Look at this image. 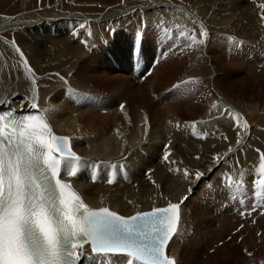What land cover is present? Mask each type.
<instances>
[{"label":"bare ground","instance_id":"1","mask_svg":"<svg viewBox=\"0 0 264 264\" xmlns=\"http://www.w3.org/2000/svg\"><path fill=\"white\" fill-rule=\"evenodd\" d=\"M185 1L0 0V107L19 109L22 106L25 109L33 108L32 104L36 103L58 133L72 136L74 147L83 158L79 163L81 170L70 179L75 182L91 207L108 206L130 216L154 207L166 206L169 202L178 203L187 196L181 204V226L186 220L187 210L194 202L198 204L203 201L209 207L213 198L215 205L222 204L223 197L215 189L224 177L231 174L229 177L244 178L260 171V155L264 153V149L257 151L250 144L252 139L260 135L264 148V100H260L264 91L256 90L254 84L250 85L249 90H243L237 84L238 79L235 80L232 76V69H226L223 74L222 83L240 91L235 103L240 102L246 107L251 103L250 120L248 114L239 110L238 103L239 108L230 102L232 99L227 98L225 93L218 90L215 84L218 72L214 61L224 63V56L218 48L224 53L231 39L236 37L237 31L240 35H249L252 41H264V21H261L262 12L257 8L264 2L190 0L194 7L189 9L186 4L183 5ZM145 21L148 30L143 50L148 57H153L156 49L150 29L152 23L173 28L179 34L194 32L197 39L202 38V24L209 36L203 44L204 48L198 53V45L193 44L188 36L183 37L179 52L187 49V57L178 60L176 57L179 52H172L173 56L161 62L144 83L136 82L129 73L132 63L131 41L128 44L124 35L127 30L134 31L137 23ZM206 21H212V27ZM215 40L218 42L212 46L215 48L211 55L208 49ZM13 41L23 51L24 58L28 59L34 70L35 85L27 78L23 58L15 51ZM206 43L208 46L205 47ZM108 45L111 47H107ZM107 50L113 52L119 67L110 62ZM203 63L208 65L209 74L206 77L212 83L213 94H209V99L213 97L215 105L219 106L207 114L204 112L205 115L200 119L179 123L173 119L174 106L165 103L167 96L160 95L161 91L155 89L159 84L156 87L154 84L157 79L162 80L163 76L170 78L171 75H181L182 72H186L188 77L201 76ZM262 75L264 74H256L258 78ZM224 110L226 113L236 111L243 124L245 121L248 124L247 129L242 124L240 131L243 132L228 145L213 136L216 133H212L208 123L209 120L218 118ZM177 124L182 129L184 127V134L180 137V133L173 136V127H177ZM192 126H197L195 134L186 130ZM205 132L207 136L203 137ZM166 143L170 144V150H167L169 159L162 162L164 159L160 155ZM205 150L210 154V163L208 162L206 170L200 171L204 175L196 180L192 167L201 164L202 157H207L204 155ZM217 156L220 157L219 161L216 160ZM231 158L234 159V164L231 163ZM94 163L101 165L100 180L96 182L89 178ZM114 163L123 164L128 169V180L117 172L113 182L108 183V166ZM170 164L189 170L190 176L186 179L182 172L171 177L164 175L162 165ZM149 171H152L153 176L145 185V173H150ZM212 173L217 176V181L206 182V178ZM202 186V195L199 197L198 192ZM211 189L215 195L206 202L204 197ZM218 199L222 202H218ZM255 219L253 224L249 223L252 219L242 221L245 232L257 225L255 237L260 244L264 242V219ZM180 226L177 235L170 242V255L176 257L178 264H190L194 255L187 254L188 248H183L187 243L182 242ZM259 231L261 234H257ZM258 235L261 238H257ZM255 249H264V244H255L248 252H254ZM180 250L185 253L182 254ZM81 264H89V261L84 260Z\"/></svg>","mask_w":264,"mask_h":264},{"label":"snow or ice","instance_id":"2","mask_svg":"<svg viewBox=\"0 0 264 264\" xmlns=\"http://www.w3.org/2000/svg\"><path fill=\"white\" fill-rule=\"evenodd\" d=\"M260 7L264 21V4ZM200 28L201 39L194 32L188 37L193 44L203 45L209 36L202 24ZM12 44L23 58L27 78L35 85L28 59L15 41ZM32 107L38 109L36 103ZM236 124L240 126L239 114ZM243 127L248 128L246 121ZM163 159L168 161V155ZM79 160L70 138L56 135L43 112L21 119L0 116V264H81L89 253L123 257V264H178L168 254V246L178 233L181 204L187 196L132 216L108 207L93 208L60 178L62 166L66 175L75 176ZM260 161V178L254 180L251 193L254 199L264 197V153ZM175 171L186 179L190 176L187 169ZM203 175L196 171L195 179Z\"/></svg>","mask_w":264,"mask_h":264},{"label":"rangeland","instance_id":"3","mask_svg":"<svg viewBox=\"0 0 264 264\" xmlns=\"http://www.w3.org/2000/svg\"><path fill=\"white\" fill-rule=\"evenodd\" d=\"M253 1L258 2V4H261V2H264V0H253ZM185 4L188 8L190 7L189 9H192L194 7V4L190 0H186L183 3V5H185ZM257 8H259L260 12H262V9H260L261 8L260 6H258ZM205 23L206 24L208 23L210 25V24H212V21H210V23H209V21L208 22L206 21ZM167 29H169V28H167ZM191 35L192 34L189 33L188 37H190ZM241 35L237 31L236 37L234 39L238 40L237 42H244L246 44V47L249 48V51L254 52L256 44H258V42L252 41L248 37L249 35H247V37L243 36V35L241 36ZM124 36H125L126 40H128V43H130L131 39H130V35H128V30H127V33L125 32ZM214 42L211 44V47H209V49H208V52L211 55L213 54L212 52L215 48V47L213 48L212 46L214 44H216V42H218V41L215 40ZM111 45H113V44H111ZM197 45H198V48L196 51L198 53V51L200 52V49L202 50V48H204V45H199V44H197ZM206 46H208V43H206L205 47ZM217 48H218V46H217ZM231 49H232V47L229 46L226 48L225 52L222 53L221 50L218 48L219 52L224 56L223 57L224 63H222V62L218 63V62L214 61L215 68L217 69V72H218L217 76H216L217 78H216L215 84L217 85L218 90H221L223 93H225L227 95V98L232 99L231 101L230 100L229 101L232 102L236 107L239 108V106H237V103H238L240 105L239 110L248 114V117L251 120V116H250L251 103H248L247 107L242 106L240 102L235 103L234 100L236 99V97L239 96L240 91L236 90L235 88L226 87L225 84L222 83L223 74L226 71V69H232V76H234L235 80L238 79L237 81L239 83L237 81L236 82H237V84H239L241 86V88L243 90H249L250 85L254 84L257 87L256 90L259 91L262 89V91H264V89H263L264 88V75H262L259 78L256 76L257 73L258 74H264V71H263L264 70V64L263 63L261 64L259 61L257 63V61H255V60L247 59L244 52L242 54L238 53V55H231L229 53V51ZM189 50H191V47H189ZM186 53H187V49H184V50H182V52H179V54H177L176 58L178 60H181L182 59L181 57H187ZM151 55H152V53H151ZM149 57L152 58V56H149ZM187 65H188V61H187ZM249 66H250V68H249ZM179 69L183 70V68H181V67ZM248 72H249V74H248ZM185 74H186V72H182L181 75H176V76L171 75L170 78L169 77L165 78L163 76L162 77L163 81L161 79H159V80L157 79L158 83L156 81V83H155L156 85L154 84L155 87L158 86V84H159V87H157L155 89L158 92L161 91L160 95L167 96V98L164 99L165 103H170L172 106H174L173 107L174 111L172 113L173 119L179 123L181 122L182 124L187 123V122L189 123L195 119H200L201 117H203L205 115L204 112H206V114H207L210 111L216 110L212 107L215 104L213 97H210V99H209V94L210 93L213 94V93H212V89H211L212 83L206 77L207 74H209L207 63L206 64L203 63L202 72L200 74L201 76L191 75L188 77ZM246 76L248 77L247 79H246ZM160 80H161V82H160ZM184 81H191V82L186 83V84L181 83V87L173 88L172 90H170V87L173 86L176 82H184ZM144 82H141V83H144ZM168 85H170V86H168ZM161 86H162V88H161ZM165 86L166 87L168 86V87L166 88ZM262 94H264V93H262ZM176 96L177 97L179 96V97L177 98ZM181 97H183V98H181ZM199 97H201V98L198 99ZM156 99H155V102H156ZM166 100H168V101H166ZM260 100L263 101L264 96L261 97ZM182 103H184L183 106H182ZM217 106H219V105L217 104ZM261 107H263V106H261ZM183 109H184V111H183ZM226 110H228V109H226ZM226 110H224V112H221L219 114V117L216 118L215 120L214 119L209 120L208 123L210 124L211 130L213 131L212 133H214V132L216 133V135L213 134V136H215L220 141L226 142L228 145L232 142L231 140H233L234 137L239 138L241 132H243V131H240V127L243 124V120L239 116L240 126L238 127L236 124V114H238V113H236V111H232V113L231 112L226 113L225 112ZM217 119H218V121H217ZM221 122H223L224 124ZM233 125L235 126V128ZM221 126H224V127H221ZM231 126H233L234 129ZM236 128H237V130H236ZM175 129H176V131H175ZM183 129H184V127H183ZM183 129L180 128V125L177 127H173V136H175V134H178V133H180V135L178 134L179 137L182 136V134H184ZM196 129H197V126H192L190 129H186V130H189L191 134H195ZM177 131H181V132H177ZM229 133H231V134H229ZM225 137H227V139H225ZM260 138H261V136L257 135L254 140L252 139V142L250 144V147L252 149L254 146L257 148V151H259L260 149H262V150L264 149L263 146L261 145L262 144V142H261L262 138L261 139ZM163 148L164 149H162V151H161L162 156L160 155V157H162V159L165 155L169 156V154L167 153V150L168 149L170 150V144L166 143V145ZM210 151H211V149H209V152ZM218 154H219V152H218ZM204 155H207V157H205V156L202 157V159L200 160L201 164L199 163V165L196 164L198 166L194 165L195 167L194 166L192 167V168H194L192 170L193 172L206 170L205 168L209 165L211 157H210L209 153H206V150H205ZM213 155H216V153H214ZM202 156H203V154H202ZM235 157L237 159V156H235ZM164 161L165 160H162V162H164ZM233 161H234V159L231 158L232 164H234ZM162 167L163 168L161 171H163V174L167 175L168 177H171L172 175L177 173L175 171V169H177V168L181 169L180 167H175L174 164L164 165V166L162 165ZM186 167L188 168L187 165H186ZM192 168L190 167V169H192ZM184 169L185 168H183L181 170H184ZM149 172L150 173H148V172L145 173L146 176L144 177V179L147 177V179L145 181V185H146V183H148L152 179V176H153L152 171H149ZM188 172H189V170H188ZM177 174H179V173H177ZM227 176H232V175L229 174ZM212 181H217V176L214 175V173L209 174L208 177L206 178V182H212ZM203 187L204 186H202L199 189V192H198L199 197H201V195H202ZM207 194L204 197V198H206V199H204V201L209 202V199L212 198V196H214L215 193L213 192V189H211L209 192H207ZM210 203H211V205L209 207L205 206V203H203V201H199L198 204L195 202L193 204H191L190 208L188 210L186 209L187 210L186 220H184L182 225L180 226V235H181V238L183 239L182 242L187 243V245H183V248H184V250L188 248L187 254L191 253L194 255L192 260H190L191 261L190 264H264V249H261V250L255 249L254 252H248L249 249H252L253 245L257 244V245L261 246L264 244V242H261L260 244H258L256 241V237H255L256 235L255 234H256V231L258 229L257 225L255 226V228L251 226V228H252L251 231L246 230V232H245V230H244L245 227H244V223L242 220L248 219L250 221L251 218L249 219L248 217H242L239 213H235L234 211H232V209H229L227 207L224 208L225 211H222L218 214L217 212H214L213 209L211 208L212 204H215V200L213 198L211 199ZM255 217L257 219L258 218L264 219V215L255 214ZM245 221L247 222V220H245ZM249 223L253 224L252 220ZM239 225H243V228H241L240 231H236V233L234 234L232 239L228 240L232 236V232L235 229H237ZM256 227H257V229H256ZM257 234H261V231H259ZM240 237H242V239H240ZM247 237H249L248 240L246 239ZM263 237H264V235H263ZM257 238H261V237L258 235ZM259 240H261V239H259ZM207 241H209V243ZM242 246H243V248H242ZM228 249L231 251H229ZM180 251H181V253L183 252L182 254L185 253L182 250H180Z\"/></svg>","mask_w":264,"mask_h":264}]
</instances>
